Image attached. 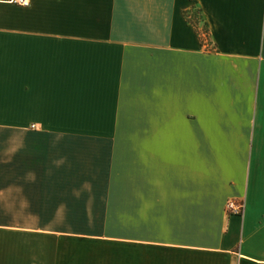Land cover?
<instances>
[{
  "label": "crops",
  "instance_id": "obj_1",
  "mask_svg": "<svg viewBox=\"0 0 264 264\" xmlns=\"http://www.w3.org/2000/svg\"><path fill=\"white\" fill-rule=\"evenodd\" d=\"M0 264H264V0H0Z\"/></svg>",
  "mask_w": 264,
  "mask_h": 264
},
{
  "label": "rangeland",
  "instance_id": "obj_2",
  "mask_svg": "<svg viewBox=\"0 0 264 264\" xmlns=\"http://www.w3.org/2000/svg\"><path fill=\"white\" fill-rule=\"evenodd\" d=\"M76 226H81V225H76ZM87 226H89V227H92V228H95V229H97V230H101V231H103L104 233H105V236L106 237H112V236H114L113 235V233H114V229H115V225L114 224H112V223H110V224H108V223H106V224H93V225H87ZM120 227H121V225H119ZM102 247V246H101ZM112 247H114V246H112V245H106V246H103V251H101V249H100V247H99V245H93V246H85V248L90 252V263H97V260H98V251L99 252H109V253H111V250L113 249ZM86 252V251H85ZM95 259V261H93V260H91V259Z\"/></svg>",
  "mask_w": 264,
  "mask_h": 264
},
{
  "label": "built area",
  "instance_id": "obj_3",
  "mask_svg": "<svg viewBox=\"0 0 264 264\" xmlns=\"http://www.w3.org/2000/svg\"><path fill=\"white\" fill-rule=\"evenodd\" d=\"M10 2L25 7L30 4V0H10ZM226 210L229 215H240L243 213L244 203H238L235 200H230L226 205Z\"/></svg>",
  "mask_w": 264,
  "mask_h": 264
},
{
  "label": "trees",
  "instance_id": "obj_4",
  "mask_svg": "<svg viewBox=\"0 0 264 264\" xmlns=\"http://www.w3.org/2000/svg\"><path fill=\"white\" fill-rule=\"evenodd\" d=\"M185 17L188 22L195 26L197 32L199 33V24L204 20L202 12L200 9L193 8V10L187 11ZM204 30L206 33L209 32L208 24H204Z\"/></svg>",
  "mask_w": 264,
  "mask_h": 264
}]
</instances>
